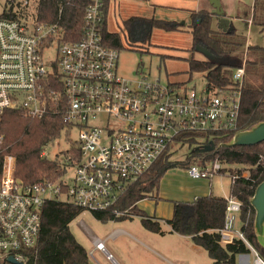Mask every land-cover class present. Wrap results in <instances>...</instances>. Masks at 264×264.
<instances>
[{"label": "built area", "instance_id": "obj_1", "mask_svg": "<svg viewBox=\"0 0 264 264\" xmlns=\"http://www.w3.org/2000/svg\"><path fill=\"white\" fill-rule=\"evenodd\" d=\"M19 1L24 9L30 7V0ZM102 8L103 0H90L84 34L77 42L64 41L57 26L39 24L35 18L6 19L0 10V115L14 109L31 118L60 114L69 130L77 129L80 154L77 161L62 160L74 171L70 185L62 179L25 185L14 177L15 159L5 158L0 264H29L28 251L37 244L42 208L48 201L64 196L65 202L83 211L132 217L118 211V203L183 134L231 133L238 127L244 65L235 69L233 85L217 90L121 76L120 51L106 46L100 33ZM51 51L56 55L47 63L45 54ZM222 169L218 162L207 168L192 165L186 174L191 180L210 181ZM240 211L241 203L229 198L225 225L218 230L220 243L241 240L251 264H264L239 229ZM96 251L119 264L103 241H94L90 255Z\"/></svg>", "mask_w": 264, "mask_h": 264}, {"label": "trees", "instance_id": "obj_2", "mask_svg": "<svg viewBox=\"0 0 264 264\" xmlns=\"http://www.w3.org/2000/svg\"><path fill=\"white\" fill-rule=\"evenodd\" d=\"M32 1V0H30ZM36 8L28 15L19 0H0L1 16L10 20L28 21L35 18L39 24L54 25L60 29L64 41L77 42L82 39L85 27V10L90 0H34ZM109 0H103L102 22L99 26L104 44L118 51L123 50L121 33L107 30ZM25 10V12H24ZM215 14L200 11L192 15V24L188 28L192 35V51L202 50L212 59L200 61L193 56L188 63L190 75L202 73L209 90L225 89L233 85V73L236 68L245 66V83L241 95V107L238 127L235 132L212 134H183L174 147L194 146L195 151L182 162H171V147L154 167L136 183L130 185L117 205V210H131L133 216L141 218L143 228L153 234L166 235L162 223L138 213L137 204L150 198L158 191L163 176L173 168L185 171L192 165L207 168L218 162L223 166L221 173L231 179L230 196L241 203L239 229L246 240L264 259V249L257 243L254 233L255 211L250 204L256 188L264 181V142L256 146L221 148L212 152L199 151L210 142L218 145L227 143L241 131L264 122V85L261 88L247 85L251 77V67L256 69L254 76L264 79V47H246L244 34L237 31L224 33L215 29ZM253 24L264 32V0H254ZM154 30L180 32L183 30L177 22L162 21L155 18L131 17L122 23V33L126 35L129 48H143L151 44ZM164 58V57H163ZM228 58V62H216ZM248 77V78H247ZM185 87L186 84H172ZM69 131L62 116L47 113L41 118H31L23 111L6 110L0 115V180L4 160L7 156L15 159L14 177L25 185L41 182H57L69 169L62 160L77 161L80 158L77 144L64 152L62 160H49L45 153L61 135ZM175 150H173L174 152ZM244 173L249 178H244ZM229 198L209 195L197 198L192 203L175 202L173 217L167 221L171 234L189 237L195 246L203 248L213 264H238L237 258L248 255L249 250L241 240L222 245L218 230L226 220V207ZM84 211L71 203L60 200L48 201L42 208V227L36 246L28 251L29 264H89L85 248L77 242L70 231V225ZM103 222L116 221L132 217H115L112 212L92 213Z\"/></svg>", "mask_w": 264, "mask_h": 264}, {"label": "rangeland", "instance_id": "obj_3", "mask_svg": "<svg viewBox=\"0 0 264 264\" xmlns=\"http://www.w3.org/2000/svg\"><path fill=\"white\" fill-rule=\"evenodd\" d=\"M232 1L235 3V8L240 18V21L235 22L234 28L238 33L244 34L247 43L246 47H264V34H261L260 31L252 33L244 23L246 17L250 15L253 17V0ZM159 2L161 1L111 0L109 2L107 30L121 33L125 47L119 54V74L126 78L137 80L144 77L149 82L159 80L161 85L183 83L189 89L196 88L197 91H202L206 84L205 76L202 73L190 75L188 64L185 60L193 54L196 59L210 60L212 58L201 50L192 51V37L186 30L180 32L154 30L149 46L147 45L141 49L128 47L126 35L120 29L122 21L133 15L152 16L154 10L152 4ZM35 5L36 3L32 0L28 15L33 14ZM158 15L162 16L156 17L158 19L166 18V20H176L179 23H183L186 17V14H177L172 10L163 11L156 16ZM249 25L251 26L252 23ZM55 55V51L47 52L45 54L46 62L52 61ZM220 60L228 62V58L215 61L221 62ZM256 72V69L251 67L249 73L251 77L246 83L249 86L261 88L264 85V79H261V77L259 79L257 77L254 78ZM77 140V129H71L67 133L64 131L61 137L48 147L47 158L49 160L64 159V152L70 149V145H73ZM173 150L175 151L173 152ZM194 151V146L174 147L173 145L171 147L170 161L174 163L182 162ZM73 176L74 171L70 168L65 176L62 177V181L70 185ZM204 181L206 182L207 180L189 179L183 168L170 169L159 183L158 199L153 196V198L142 201L138 205V213H145L146 215L173 213L174 203L175 201H180L177 199L179 197L190 200L189 203H191L195 196L198 198L203 197L207 192L209 195L223 196L225 198L230 196L231 179L229 175L216 174L210 179L211 182L206 185L205 189L197 186L196 183ZM154 195H156V192ZM59 200L65 202L67 198L63 196ZM125 212L133 215L131 210ZM158 215V218H163ZM165 223L162 226L163 230L167 232L168 229ZM114 230L125 233H121L114 239L108 238ZM70 231L77 242L85 248L89 264H112L99 251L95 252L94 257L90 255L94 247V241L106 240L107 238L106 249L116 261L122 264H213L207 252L203 248L195 246L190 238L170 236L168 234L160 236L150 233L143 228L141 218L138 215L123 220L103 222L96 219L91 212L84 211L72 222ZM241 261L251 264L252 258L244 255L238 256L237 263L240 264Z\"/></svg>", "mask_w": 264, "mask_h": 264}, {"label": "crops", "instance_id": "obj_4", "mask_svg": "<svg viewBox=\"0 0 264 264\" xmlns=\"http://www.w3.org/2000/svg\"><path fill=\"white\" fill-rule=\"evenodd\" d=\"M128 1V0H127ZM147 2H149V0H146ZM159 1H161V2H159V3H155V4H152V6L154 7V10H153V14H152V16H148V15H145V16H140V15H133V16H131V17H142V18H148V19H151V18H155V19H158V18H156V17H162L161 15H158V16H156L158 13H162L163 11L164 12H168V10H172V11H175L177 14H186V17L184 18V22L183 23H179V22H177L176 20H166V18L165 19H158V20H162V21H170V22H177V23H179L181 26H183V30L182 31H184V30H186L188 33H190L189 32V27L191 26V24H192V15L194 14V13H198V12H200V11H206V12H212V13H214V10L212 9V7L210 6V4H209V2H208V0H159ZM109 2H111V0H109ZM150 4V3H149ZM222 6H223V8H224V11H225V13H226V16L231 20V25L234 27V24H235V22L236 21H240V18H239V16H238V12H237V10H236V8H235V3L232 1V0H222ZM253 6H254V0H253ZM252 6V7H253ZM252 7H251V10H252ZM109 9V8H108ZM236 14V15H235ZM253 14V13H252ZM164 15V14H163ZM131 17H128L127 19H129V18H131ZM167 17V16H166ZM215 17V16H214ZM170 18V17H169ZM127 19H125V20H127ZM125 20H123L122 21V23L125 21ZM122 23H121V27H120V29H121V32H122ZM244 23L247 25V27H248V30H250L252 33H254L255 31H260V29L258 28V27H256V26H254V24H253V17H252V15H250L249 17H246V19L244 20ZM250 23H252V25L250 26L249 24ZM214 27L215 28H217V21H216V18L214 19ZM218 29V28H217ZM235 31H236V29H235ZM111 33H119V32H111ZM261 33V32H260ZM191 34V33H190ZM261 34H264V32H262ZM191 37H192V35H191ZM247 44V43H246ZM260 47V46H259ZM191 49H192V46H191ZM193 57H194V54L192 55ZM192 56H190V57H192ZM190 57H188V58H186V59H189ZM195 58V57H194ZM196 59V58H195ZM197 60H200V61H205L206 59H197ZM188 64V63H187ZM188 69H189V67H188ZM205 82H206V80H205ZM171 84H183V83H171ZM188 87V86H187ZM205 88H208L207 87V83L205 84V87H204V89ZM203 89V90H204ZM210 182L211 181H209V182H198V183H196L197 184V186H199V187H202L203 189H205V187H206V185L207 184H210ZM230 187H231V185H230ZM229 192H230V190H229ZM197 195H200V194H197ZM153 196L156 198V199H158V191L156 192V195H152L150 198H153ZM206 196H209V193L207 192L206 194H204V196L203 197H206ZM214 196H216V195H214ZM218 197H223V196H218ZM198 197H194V199H193V201L192 202H194L196 199H197ZM200 198V197H199ZM223 198H225V197H223ZM227 198H229V196L228 197H226V199ZM176 199V198H175ZM177 199H179L180 201H175V202H183V201H188L187 203H189V201L190 200H186V199H184V198H177ZM145 200V199H144ZM144 200H142V201H144ZM142 201H140L138 204H137V207H138V205L142 202ZM191 202V203H192ZM173 210H174V207H173ZM145 214V213H144ZM146 215V214H145ZM157 213H154L153 215H146L147 217H150V218H152V219H155V220H158V221H160L162 224H164L165 223V221L167 222V221H169V220H171V218L173 217V213H165V214H162V213H160L158 216L159 217H163V218H158L157 217ZM133 217V216H132ZM166 224V223H165ZM166 226H167V232H166V234H168V235H170V236H179V235H177V234H171V233H169V231H170V227H169V225H167L166 224ZM164 232H165V230H163ZM121 233H125V232H122V231H113L111 234H110V236H108V238H112V239H114V238H116L118 235H120ZM107 238V239H108ZM187 238H189V237H187ZM106 239V240H107ZM106 240H101V241H103L105 244H106ZM93 249H94V247H93ZM93 251V250H92ZM97 252V251H96ZM95 254V253H94ZM244 256H247V255H244ZM248 257V256H247ZM115 259V258H114ZM119 264H122L121 262H119V261H117ZM113 264V263H112ZM240 264H247L246 262H244V261H241V263Z\"/></svg>", "mask_w": 264, "mask_h": 264}, {"label": "water", "instance_id": "obj_5", "mask_svg": "<svg viewBox=\"0 0 264 264\" xmlns=\"http://www.w3.org/2000/svg\"><path fill=\"white\" fill-rule=\"evenodd\" d=\"M208 2L214 10L218 30L224 33L235 31V28L231 25V20L226 16L222 6V0H208ZM263 142L264 122H260L248 130L236 133L227 143H219L216 145L210 142L208 145L199 149V151L207 153L221 148L256 146ZM250 204L255 211L254 233L257 238V243L264 249V181L256 188L253 197L250 199Z\"/></svg>", "mask_w": 264, "mask_h": 264}]
</instances>
